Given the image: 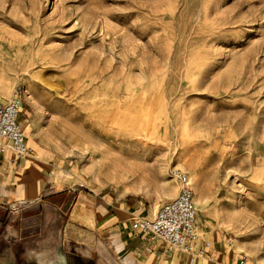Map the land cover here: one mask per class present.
<instances>
[{
  "label": "rangeland",
  "instance_id": "obj_1",
  "mask_svg": "<svg viewBox=\"0 0 264 264\" xmlns=\"http://www.w3.org/2000/svg\"><path fill=\"white\" fill-rule=\"evenodd\" d=\"M16 85L67 185L153 215L180 168L197 210L264 264V0H0V102ZM13 221L0 209V264ZM56 239L30 234L16 264H100L66 263Z\"/></svg>",
  "mask_w": 264,
  "mask_h": 264
},
{
  "label": "crops",
  "instance_id": "obj_2",
  "mask_svg": "<svg viewBox=\"0 0 264 264\" xmlns=\"http://www.w3.org/2000/svg\"><path fill=\"white\" fill-rule=\"evenodd\" d=\"M21 120L28 122L23 114ZM27 140L29 155L15 161L10 151L0 154V209L14 219L6 226L8 247L1 259L6 264H16V258L25 255L30 234L47 229L56 232L57 249L66 263L77 257L85 262L105 260L104 248L115 264H238L240 251L202 211L198 210L197 226L205 253L190 256L168 250L160 240L131 230L134 218L152 216L141 200L119 191L96 193L67 185L54 149L28 135ZM31 249L28 255L34 254Z\"/></svg>",
  "mask_w": 264,
  "mask_h": 264
},
{
  "label": "built area",
  "instance_id": "obj_3",
  "mask_svg": "<svg viewBox=\"0 0 264 264\" xmlns=\"http://www.w3.org/2000/svg\"><path fill=\"white\" fill-rule=\"evenodd\" d=\"M24 96L25 87L16 85L11 96L0 102V154L10 151L15 161L29 155L31 151L21 120ZM170 177L177 183V194L160 204L151 217L134 218L130 228L145 238L160 240L168 250L201 256L205 249L197 226L198 210L193 201L188 173L174 167L170 171ZM16 210V207H12L13 212ZM231 242L230 239L229 243ZM247 262V255L240 252L238 264Z\"/></svg>",
  "mask_w": 264,
  "mask_h": 264
},
{
  "label": "bare ground",
  "instance_id": "obj_4",
  "mask_svg": "<svg viewBox=\"0 0 264 264\" xmlns=\"http://www.w3.org/2000/svg\"><path fill=\"white\" fill-rule=\"evenodd\" d=\"M25 93H26V91H25ZM170 191V190H169ZM173 193V192H172ZM193 201H194V203H195V205H196V207L197 208H201V209H205V205H206V200L205 199H202L201 197H199V196H197L196 194L194 195V193H193ZM46 239V238H45ZM52 240V239H51ZM56 242V241H55ZM102 251V250H101ZM48 252V251H47ZM35 253V252H34ZM102 253L104 254V257H105V260H108L107 262H110V264H115L114 262H113V260L110 258V255L108 254V252L105 250V249H103V251H102ZM42 256V255H41ZM55 256H56V254H55ZM44 258V257H43ZM55 258V257H54ZM59 259H60V257H59ZM42 260H44V259H42ZM105 260L104 259H100V261H99V263L100 264H106V262H105ZM3 261V260H2ZM63 262V261H62ZM50 263V262H49Z\"/></svg>",
  "mask_w": 264,
  "mask_h": 264
}]
</instances>
